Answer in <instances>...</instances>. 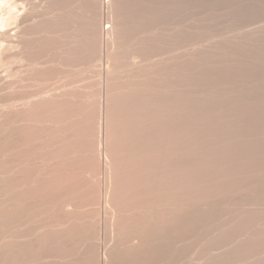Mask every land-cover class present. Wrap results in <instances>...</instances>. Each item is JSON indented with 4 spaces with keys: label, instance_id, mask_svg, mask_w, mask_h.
Returning <instances> with one entry per match:
<instances>
[{
    "label": "bare ground",
    "instance_id": "obj_1",
    "mask_svg": "<svg viewBox=\"0 0 264 264\" xmlns=\"http://www.w3.org/2000/svg\"><path fill=\"white\" fill-rule=\"evenodd\" d=\"M165 1L0 0V264H234L260 252L243 195L239 215L223 208L237 226L204 217L259 167L251 131L264 103L244 93L252 112L238 84L252 59L236 62L238 82L241 39L197 47L204 0Z\"/></svg>",
    "mask_w": 264,
    "mask_h": 264
},
{
    "label": "rangeland",
    "instance_id": "obj_2",
    "mask_svg": "<svg viewBox=\"0 0 264 264\" xmlns=\"http://www.w3.org/2000/svg\"><path fill=\"white\" fill-rule=\"evenodd\" d=\"M168 1H169V0H167V1H165V2L168 3ZM170 1H173V0H170ZM170 1H169V2H170ZM184 1H186V0H184ZM188 1H189V0H188ZM188 1H186V2H188ZM190 1H192V0H190ZM194 1H195V2H194L195 4L197 3V1L200 2L199 0H197V1L194 0ZM207 1H208V2H207ZM207 1L204 0V1H203L204 3H202V2H201V3H202V6H203V4H205L203 7H204V8L206 7V8H205L206 10H208V9L210 10V9H211L210 12H209V10L206 11L204 8H202V6L199 5L200 3L196 5V6H197L196 9L198 8V10L204 12L203 14H202V13L199 14V11L196 10L197 13H198L197 18L199 17L198 19H196V20H197V21H196V24H197L198 27H199V26L202 27V28H200V27H199V28L196 27V28H197L198 31L200 30L199 32H201V33H203V34L200 33V34H201V35H200L199 33H197V34L199 35V36H198L196 33H194V34H196L198 37L202 36L201 39L204 38L203 36L207 35V37L205 36L206 40H204V39H205V38H204V39H202V41H201V39L198 38V37H196V35H195V36H193L194 34H190V35H189L188 32L186 31V32H187V35H184V41H185V37L187 38L188 35H189V36L192 35V37H195V38L193 39V38L189 37V38L192 39V40H189V39H188V40L191 41V42H193L194 40H195V41L197 40V41H196V43H197V42H199V39H200L201 43L203 42V40H204V41H207V44H206L205 42H203L202 45L197 46V47H203L204 44H206V45L209 44V45H210L211 43H213V46H215V43L213 42L214 40H215V41H218V42H216V45L221 46L222 43L225 44V41H226V40H227V41H230V40H231V41H233V42H234V41L238 42V39L240 38L241 40H239V41L243 42L245 45H244V48H242V51L240 50V51L242 52V54L239 55V56H240V59H239V57H238V58H235V59H239V60H236V61H235V59H234V61H233V63L235 62V63L232 65L233 68L235 69V73H234V74H235V76H236V75L238 76V78H235V77H234V78H235L236 80H238V82H239V80L243 79V76H244V78L248 77V75H249V77L252 76V77H251V81L249 80L250 78L248 77L249 79L246 78V79H248L247 81H246V79H244V81H243V80H241L242 82L240 81L241 84L238 83L239 85H241L242 89L244 88L243 86H244L246 83H248L246 86H247V88H248L249 90L247 91V89L244 88V91H245V90H246V91H245V92L242 91L240 94L242 95V98H243L244 96L247 97V99L244 98V102H245V100L247 101V102H245V104L247 103V105H249L248 107H250V104H249V103L252 102L253 99H254L256 102L259 101V100H258L259 97H258L257 100H256V98H254V96H255L256 94H257L256 96L259 95V96L261 97V98H260V99H261V100H260L261 102L259 101V102L257 103V105H259L260 103L263 104V103H264V98H262V97H264V95L261 96L262 93H261V95L258 94V93H260V91H262V92L264 91V86H262V85H264V84H263V83H264V82H263V80H264V71L262 72V70H264V64H263V63H264V62H263V61H264V46H263V45H264V36H263V35H264V0H207ZM163 2H164V0H163ZM192 2H193V1H192ZM192 2H191V3H192ZM210 2L212 3V5H211ZM170 3H171V2H170ZM194 3H193V4H194ZM208 3H209V4H208ZM187 4H189V2H188ZM165 5H166V4H165ZM169 5H170V4H169ZM198 5L201 6V9H204L205 11H204V10H201L200 7H199ZM208 5H211V6H208ZM207 7H208V9H207ZM209 7H211V8H209ZM212 7H214V8H212ZM2 9H3V8L0 7V16L3 14ZM212 9H213V10H212ZM1 11H2V13H1ZM212 11H214V12L212 13ZM206 12H207V13H206ZM208 13H209V14H208ZM210 13H211V14H210ZM204 14H205L206 17L203 16ZM201 16H203V17L201 18ZM207 17L210 19V20L208 19L210 22H209L208 20H206ZM200 18H201V19H200ZM199 19H200V21H202L201 23H200ZM213 19H214V20H213ZM212 20H213V21H212ZM204 21H205L207 24H206ZM197 22H199L200 24L197 23ZM203 22H204V23H203ZM213 22L215 23L214 26H213V24H214ZM211 23H212V25H208V24H211ZM202 24H203V25H202ZM206 25H207V27H206ZM212 26H213V28H212ZM210 27H211V29H210ZM196 28L194 29V27H193V28L191 27V32H190V33H192V29H193V32H194V31L196 30ZM201 29H203V30L201 31ZM209 29H210V30H209ZM212 29H214V30H212ZM211 30L213 31V33H211V32H212ZM0 31H3V30L0 29ZM198 31H197V32H198ZM205 31H206V32H205ZM261 31H262V33H260ZM186 32H185V33H186ZM208 32H209V33H208ZM204 33H205V34H204ZM207 33H208V34H207ZM210 34H211V35H210ZM212 34H214V36H213ZM261 34H262V35H261ZM208 35H210L211 38H208ZM252 35H253V36H252ZM210 36H209V37H210ZM262 36H263V37H262ZM237 37H238V39L236 40ZM255 37H256L257 39H256ZM196 38H197V39H196ZM207 38H208V40H210V39H211V40L208 42ZM212 38H214V39L212 40ZM231 38H232V39H231ZM234 38H235V40H233ZM251 38H252V39H251ZM254 38H255V39H254ZM260 38H261V39H260ZM228 39H230V40H228ZM250 39H251V40H250ZM253 39H254L255 43H254ZM223 40H224V42H223ZM186 41H187V40H186ZM195 41H194L193 43L190 42V43H189L190 45H189V44H185V48H184V49H188V48L186 47V45H189V46H188L189 49L196 48V47H195V46H196ZM220 41H222V43H221ZM227 41H226V44H227ZM248 41L250 42V44L248 43ZM210 42H211V43H210ZM183 43H184V42H183ZM185 43H188V41L185 42ZM201 43H200V44H201ZM217 43H221V44H217ZM251 43H252V45H251ZM259 43H261V45H260ZM192 44H195V45H193V48L190 47V46H192ZM198 44H199V43H197V45H198ZM258 44H259L260 46H259ZM211 45H212V44H211ZM247 46H248L249 49H255V51H253V50H248V48H246ZM256 46L259 47V48H257ZM262 46H263V48H262ZM253 47H254V48H253ZM255 47L258 49V51H257V49H256ZM261 49H262V50H261ZM259 50H260V52H259ZM250 52H251V53H250ZM252 52H253V53H252ZM257 52H258L259 55L256 54ZM261 52H262V53H261ZM248 53H249V54H248ZM252 54H253V56H252ZM254 54H256V55L254 56ZM250 55H251L252 57H250ZM243 56H244V57H243ZM253 57H254V58H253ZM255 57L257 58V61H256V58H255ZM260 57H261V60H259ZM247 58L249 59V61H250L251 59H252V60L249 62ZM250 58H251V59H250ZM241 59H243V60L245 59V60H244V63L246 62V60H247V62H246L247 64H248V62H249V64H250L249 66H250V67L245 63V64H246V67L248 66L247 68H249V69H247V70H246V69H243L245 66L242 65V64L240 63V62H243V61H240ZM253 59H254V61H256V64H258V66L255 64V62L253 61ZM262 60H263V61H262ZM237 61L243 66V68H242L239 64H237V65L239 66V70L237 69V68H238V67L236 66V62H237ZM252 61H253L254 63H253ZM258 61L260 62V65H262V66H259V62H258ZM261 61H262V62H261ZM238 62H237V63H238ZM251 62H252V64H251ZM257 62H258V63H257ZM244 63H243V64H244ZM254 64H255V66L253 67L252 65H254ZM235 67H237V68H235ZM240 67H241V69H240ZM246 67H245V68H246ZM256 67H258L259 69H260V67H262L263 69L261 68V69H260L261 72H260V71L258 70V68H256ZM1 68H2V69L5 68V67L3 66V64H2V67H1V64H0V69H1ZM2 69L0 70V75L3 77V75H5V72H4L5 70H2ZM234 69H232V70L234 71ZM236 69H237V72H238V73H239V71L242 72V73H239L240 76H239L238 73L236 72ZM242 69L245 70L246 72L248 71V75H247V73H245V72H244V75H243V70H242ZM249 70H251V71H249ZM253 70H254V72H253ZM233 71H232V73H233ZM252 72H253V73H252ZM2 73H3V74H2ZM232 73H231V75H233ZM249 73H250V74H249ZM261 73H263V74H261ZM252 74H253V75H252ZM242 75H243V76H242ZM245 75H246V77H245ZM233 76H234V75H233ZM239 77H240V78H239ZM236 82H237V81H236ZM244 82H246V83H244ZM262 82H263V83H262ZM243 83H244V84H243ZM258 83H259V84H258ZM256 84H257V85H256ZM261 84H262V85H261ZM260 85H261V87H259ZM249 87H250V88H249ZM251 91H252V92L254 91V94H253ZM256 91H257V92H256ZM246 92H248V93H250V94L252 93L251 95H252V96L254 95V96H253V99H252V96L250 97V94H249V96H248V95H245V94H248V93H246ZM244 93H245V94H244ZM263 94H264V92H263ZM249 98H251V101H250V102L248 101ZM233 99H237V96L233 97ZM249 100H250V99H249ZM254 100H253V102L256 103ZM248 102H249V103H248ZM253 102H252V103H253ZM252 103H251V104H252ZM254 103H253V105L256 106V104H254ZM262 104H261V105H262ZM247 105H246V106H247ZM250 108H251V109L253 108L252 105H251ZM254 111H255V110H254ZM252 112H253V109H252ZM255 112L259 113L260 111H259V110H258V111L256 110ZM262 112H264V111L261 110V113H262ZM257 113H256V116L258 115ZM261 113L258 115V118H259V116H261V115H263L262 117H264V114H263V113L261 114ZM254 114H255V113H254ZM252 115H253V114H252ZM256 116H255V117H256ZM260 118H261V117H260ZM260 118H259L258 120H260ZM255 119H256V118H255ZM258 120H256V123H257ZM260 121H261V120H260ZM260 121H259L257 124H259V123L262 124V123L264 122L263 118H262V121H263V122L261 121V122H262V123H261ZM253 122H254V121H253ZM254 123H255V122H254ZM252 125H256V124H252ZM263 125H264V123H263L262 125H260V126H261L260 129H259L260 126L256 125L257 130H255V128H253V126H252V131L250 130L251 132L254 131L253 134L251 133L252 136L254 137V139H256V140H255V141H256V144H255L256 146H255V145H254V146L257 147V145H259V146L261 147V148L258 147L259 149H264V146H263L264 143H262V142L264 141V136H263V135H264V131H263V130H264V126H263ZM257 126H258V127H257ZM258 129H259L260 131H259ZM261 130H262L263 133L261 132ZM257 132H258V133H257ZM258 134H262V135H261L262 137H261L260 135L258 136ZM256 135H257V136H256ZM255 137H256V138H255ZM260 139H261V140L263 139V140L260 142ZM257 140L259 141L260 144H259V143L257 144V142H258ZM261 144H262L263 147L261 146ZM254 146H253V149L255 150ZM250 147H251V146H250ZM250 147H249V148H250ZM258 148H256V149H258ZM259 149H258V150H259ZM248 150H249V149L246 150L247 153H249ZM251 151H253L252 148L250 149V152H251ZM261 151H262L263 154H264V150H261ZM261 151H257V150H256V154H258V152H259V154H258V155H255V156H254V153H255V152L253 151L254 153L252 154V156H254V158H256L257 156H259V157H258L257 159H255V160L252 159V162H253V161L255 162V163L253 162L254 165L250 162V165L252 164L251 166L254 167V168H257V166H259V167L262 166V168H264V165H263V164H264V160H263V159H264V158H263L264 155H262ZM252 158H253V157H252ZM262 158H263V159H262ZM259 159H260V160H259ZM261 159H262V160H261ZM256 160H259V161L257 162ZM256 162H257L259 165H258ZM262 162H263V164H262ZM256 165H257V166H256ZM259 167H258L257 169H259ZM254 168H251V169L254 170ZM262 168H260L258 171H257V169H255V173H256L257 175H256L255 173H253L254 175L252 174V177H253L252 179H253L254 181L251 180V178H250L251 176L249 177L250 179H248V180L246 179L247 181L244 180V181L247 182V183H245L246 185L249 184V185H248L249 187H247V186L245 185L246 188H245V187L242 188V189H244V192H245V193H242V191H240V188H239V190H238L236 187H234V188H232L233 190L230 189L229 192H230V191L234 192V190H235V191L238 190L239 192H237V194L239 193V195H236L235 192H234V195H233V193H232V195H231V194H228L229 192H228L227 194H225V193H226V191H225L223 194H225L226 196L228 195V196H227V200L224 199L226 196L223 197V196L220 194V195L223 197L224 201H223L222 197H221L220 195H218V196L221 197V199H220V197H216V198L220 199V201H217V202H216V200H218V199H216V198L214 197V200H213L212 204L210 205L211 209H210V211H209L207 214L204 212V217L206 216L205 218H209V217H210V219H214V220L216 221V222L214 221L215 224H219V221H220L221 219H222V220L224 219L223 221H224V223H225V220H226V223H225V224H227V226H226L223 222H222V224H224V225H222L221 223H220L219 225H220L221 227L226 226L227 228H233V227H235V226L238 225V224L236 225V223H237L236 221H238V220H237V215H235V220H234V217H232V216L230 217V215H233V214H235V213H232V212H230V211L227 212V211H228V210H233V212H236V211L241 210L242 208L239 209V207L242 206V205H240V204H241L240 201H243V199H245V201H243L242 204H243V206L247 207L248 209L246 210V212H245V210L243 211V213L245 212V214H242L243 219L246 218V220H248V217H249L251 214L254 215V213H255L254 216H258V214L261 212V213L259 214V217H261V219H259V217H258V218L255 217V218H257L258 221L261 220V221H259V222L262 223V219H263V218H262V215L264 216V214H263V213H264V205H263V204H264V200L262 201V199H264V198H263L264 195L262 196V198H260V197H261V195H260L261 192H263V194H264V187H263V185H264V184H263V183H264V177L262 178V176L264 175V170H263ZM260 170H261V172H262V171H263V172L261 173ZM256 171L259 172V173H261V175L263 174L262 176L260 175V176H261V179H260V177L258 176L259 173H257ZM252 172H254V171H252ZM250 175H251V173H250ZM254 176H256L257 178H256V177L254 178ZM262 179H263V180H262ZM260 180H261L262 182H261ZM248 182H249V183H248ZM251 182H253V183H251ZM256 182L258 183L259 188H260V189L258 188V191H256V189H257V187H258V185H257ZM259 182H260V183H259ZM254 183H255V185H253ZM251 184H252V185H251ZM260 184H261V185H260ZM256 185H257V186H256ZM252 186L255 188V190H254V188H252ZM237 187H238V186H237ZM261 187H262V189H261ZM248 188H249V189H248ZM250 188H251V190H250ZM236 189H237V190H236ZM252 189H253V190H252ZM247 190H249L250 192H249V191L246 192ZM259 190H260V191H259ZM251 191H252V192H251ZM240 192H241V194H240ZM254 192H256V193H254ZM257 192H258V193H257ZM230 193H231V192H230ZM244 194L247 196V199H246V196H244ZM249 194H251V195H249ZM242 195H243V196H242ZM248 195H249V197H250V196H252V197L249 198ZM230 196H231L232 198H231ZM236 196H237V197L239 196L240 198L238 197V200H237V197H236ZM241 196H242V198H243V197H244V198L242 199ZM235 197H236V198H235ZM253 197H254V198H253ZM255 197H256V198L258 197L257 202H256V200H255V199H256ZM259 198H260V199H259ZM234 199H235V200H234ZM239 199H240V200H239ZM248 199H249L250 202H248ZM251 199H252L253 201L255 200V201H254V204L251 203V202H253ZM225 200L227 201V203L225 202ZM230 200H232V201L234 200L235 202H234V201L232 202V201H230ZM221 201H222V203H220ZM237 201H238V202H237ZM218 202H219L220 204H222L223 207H222V206L219 207ZM224 202H225V203H224ZM236 202H237V203H236ZM244 202H246V204H244ZM260 202H262V204H261ZM214 203H217V204H214ZM229 203H230V204H229ZM239 203H240V204H239ZM250 203H251V204H250ZM256 203H257V204H256ZM213 204H214V207H213ZM223 204H224V205H223ZM227 204L230 205V206H228ZM232 204H234V205L236 204V205L233 206ZM238 204H239L240 206H239ZM258 204H259L260 206H259ZM217 205H218V206H217ZM231 205H232V206H231ZM246 205H248V206H246ZM250 205H251V208H250ZM262 205H263V206H262ZM226 206H228V207H226ZM236 206H237V207H236ZM255 206H256V207L258 206L260 209L257 207V209H258V211H257V209H256ZM231 207H232V209H230ZM213 208H215L216 210H217V209L219 210V211L217 210V211H218V215H217V213L214 214V212H216V211H215ZM219 208H220V209H219ZM223 208H226V209L228 208V210L225 211L226 209L223 210ZM235 208H237V209H239V210L236 209V210L234 211ZM243 208H244V207H243ZM245 209H246V208H245ZM249 209H250V211H249ZM252 209H254V210H252ZM261 209H262V211H261ZM220 210H221V211H224V212H221ZM242 210H243V209H242ZM251 210H252V211H251ZM255 210H256V211H255ZM247 211H248V213H247ZM254 211H255V212H254ZM256 212H258V214H256ZM229 213H231V214H230L229 216H227ZM237 213H238V215L240 214V212H236V214H237ZM241 213H242V211H241ZM246 213H247V215H246ZM249 213H251V214H249ZM205 214H206V215H205ZM220 214H221V215H220ZM222 214H224V215H222ZM261 214H262V215H261ZM216 215H217V217L215 218ZM253 215L250 216V217H251V219H249L250 221H251V220H253V221L255 220V218H254ZM207 216H208V217H207ZM221 216H222V218L219 219V217H221ZM225 216H226V217H225ZM246 216H247V217H246ZM252 217H253V218H252ZM202 218H203V215H202ZM205 218H203V220H200V225L203 224ZM225 218H226V219H225ZM216 219H219V221L216 220ZM257 219H256V220H257ZM205 220H206V219H205ZM222 220H221V221H222ZM249 220H248V221H249ZM263 220H264V219H263ZM201 221H202V222H201ZM217 221H218V222H217ZM221 221H220V222H221ZM250 221H249V222H250ZM253 221H252V223H251V222H250V223L253 224ZM258 221H255V224H256V222H258ZM231 222H232V223H231ZM235 222H236V223H235ZM249 222H247V223H249ZM259 222H258V224H257L258 226H257V225L254 226V224H253V226H251V224H250V225L248 224L249 227L246 228V230H245V231H246V232H245L246 237H250V238H259V240L261 239L260 237H262V235H263V233H264V231H263V230H264V227H263L264 225L262 226ZM197 224H198V223H197ZM230 224H231V226H230ZM233 224H234V225H233ZM259 224H260V225H259ZM262 224H264V223H262ZM219 225H218V226H219ZM198 226H199V225H198ZM198 226H196V227H198ZM229 226H230V227H229ZM259 226H261V227L259 228ZM196 227H195L193 230L187 232L188 240H190L191 242H193L194 240L197 239V236H198V235L196 236V233L199 234L198 232H199V229L201 228V227H200V228L198 229V228H196ZM256 228H257V229L259 228L260 231L257 230ZM261 228H262V229H261ZM197 229H198V230H197ZM253 229H254V230H253ZM202 230H204V229H201L200 232H202ZM195 231H198V232L194 233ZM258 231L260 232V234H259ZM262 231H263V232H262ZM257 232H258V233H257ZM261 232H262V234H261ZM193 233H194V234H193ZM256 233H257V234H256ZM192 234H193V235H192ZM232 234H233V233H232ZM194 235H195V236H194ZM200 235H201V234H200ZM234 235H235V234H234ZM248 235H249V236H248ZM191 236L194 237V238H189V237H191ZM253 236H254V237H253ZM256 236H257V237H256ZM198 237H199V236H198ZM232 238H235V236L232 237ZM262 238H263V239L261 240L262 244H261L260 252H257V253H256L257 256H256L255 253H252V252H256L257 250H256V251H254V250H250V252H248V254H247V257H248L249 259L246 258V261H247V262L245 261L247 264H248V262L250 263L251 261H252L251 264H253V263H255V264H259V262H261V261H262V262H261L260 264H263V263H264V259H263V258H264V248H263V247H264V244H263V243H264V242H263V241H264V235H263ZM234 241H235V239H234ZM261 242H260V243H261ZM203 243H204V240H202L201 244H203ZM235 244H236V243H235ZM262 246H263V247H262ZM252 247H254L253 249H255L257 246H254V245H253ZM252 247L249 246L248 248H252ZM198 248H199V247H198ZM257 248H258V247H257ZM249 253H250V254H249ZM251 254H252V255H251ZM253 254H254V256H253ZM258 254H259V256H258ZM260 254H261V255H260ZM251 257H252V259L250 260ZM260 257H261V258L263 257V258L261 259ZM255 259H256L258 262H257ZM242 260L244 261L245 258H244V259H239V262H235V263H238V264H246L245 262H242ZM241 262H242V263H241ZM235 263H234V264H235Z\"/></svg>",
    "mask_w": 264,
    "mask_h": 264
}]
</instances>
